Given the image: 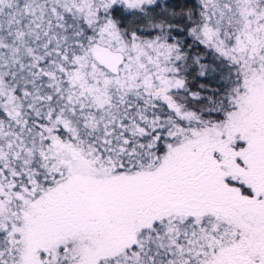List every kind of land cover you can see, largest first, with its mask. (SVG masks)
Segmentation results:
<instances>
[{
	"label": "snow or ice",
	"instance_id": "1",
	"mask_svg": "<svg viewBox=\"0 0 264 264\" xmlns=\"http://www.w3.org/2000/svg\"><path fill=\"white\" fill-rule=\"evenodd\" d=\"M0 264H264V0H0Z\"/></svg>",
	"mask_w": 264,
	"mask_h": 264
}]
</instances>
